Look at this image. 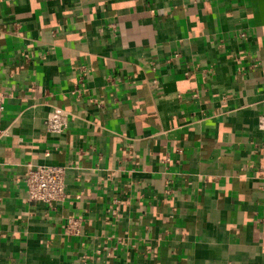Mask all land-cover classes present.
<instances>
[{
    "label": "crops",
    "instance_id": "obj_1",
    "mask_svg": "<svg viewBox=\"0 0 264 264\" xmlns=\"http://www.w3.org/2000/svg\"><path fill=\"white\" fill-rule=\"evenodd\" d=\"M0 92V264H264V0H0Z\"/></svg>",
    "mask_w": 264,
    "mask_h": 264
},
{
    "label": "built area",
    "instance_id": "obj_2",
    "mask_svg": "<svg viewBox=\"0 0 264 264\" xmlns=\"http://www.w3.org/2000/svg\"><path fill=\"white\" fill-rule=\"evenodd\" d=\"M156 84L155 81H153ZM72 94L79 96L80 90L75 88ZM4 94L0 92V121L3 106ZM98 104V103H97ZM99 105V104H98ZM68 112L54 107L50 113L43 119V124L47 131L60 133L67 127ZM258 126L264 130V113L260 115ZM6 135L5 130L0 125V139ZM180 152V149H178ZM169 157L165 156L163 161H168ZM70 166L65 165H31L24 174L23 181L25 184L26 198L28 201H38L45 204L61 202L65 199V175ZM82 222L78 217H68L63 225L65 235L78 236L81 234Z\"/></svg>",
    "mask_w": 264,
    "mask_h": 264
}]
</instances>
